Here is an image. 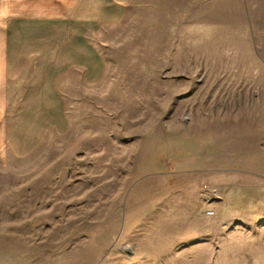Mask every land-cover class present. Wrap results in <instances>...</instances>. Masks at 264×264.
Segmentation results:
<instances>
[{
    "label": "rangeland",
    "instance_id": "obj_1",
    "mask_svg": "<svg viewBox=\"0 0 264 264\" xmlns=\"http://www.w3.org/2000/svg\"><path fill=\"white\" fill-rule=\"evenodd\" d=\"M243 3L131 0L89 36L102 81L69 72L66 130L0 163V264H264V1Z\"/></svg>",
    "mask_w": 264,
    "mask_h": 264
},
{
    "label": "crops",
    "instance_id": "obj_2",
    "mask_svg": "<svg viewBox=\"0 0 264 264\" xmlns=\"http://www.w3.org/2000/svg\"><path fill=\"white\" fill-rule=\"evenodd\" d=\"M130 6L131 0H0L1 164L32 153L49 131L66 130L58 82L71 71L80 87L102 81L105 62L89 36L122 23Z\"/></svg>",
    "mask_w": 264,
    "mask_h": 264
}]
</instances>
